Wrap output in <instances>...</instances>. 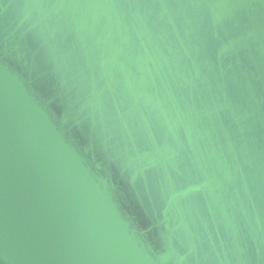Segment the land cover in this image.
I'll return each instance as SVG.
<instances>
[{
	"label": "water",
	"instance_id": "obj_1",
	"mask_svg": "<svg viewBox=\"0 0 264 264\" xmlns=\"http://www.w3.org/2000/svg\"><path fill=\"white\" fill-rule=\"evenodd\" d=\"M0 264H264V0H0Z\"/></svg>",
	"mask_w": 264,
	"mask_h": 264
}]
</instances>
